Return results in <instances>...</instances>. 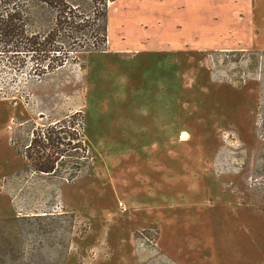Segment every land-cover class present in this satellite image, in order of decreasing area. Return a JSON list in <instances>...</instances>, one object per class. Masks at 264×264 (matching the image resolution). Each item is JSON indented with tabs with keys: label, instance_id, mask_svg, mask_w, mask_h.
Wrapping results in <instances>:
<instances>
[{
	"label": "rangeland",
	"instance_id": "obj_1",
	"mask_svg": "<svg viewBox=\"0 0 264 264\" xmlns=\"http://www.w3.org/2000/svg\"><path fill=\"white\" fill-rule=\"evenodd\" d=\"M105 35L42 75L0 46V264H264V0H113Z\"/></svg>",
	"mask_w": 264,
	"mask_h": 264
},
{
	"label": "trees",
	"instance_id": "obj_2",
	"mask_svg": "<svg viewBox=\"0 0 264 264\" xmlns=\"http://www.w3.org/2000/svg\"><path fill=\"white\" fill-rule=\"evenodd\" d=\"M110 2L113 0H0V46L14 58L24 53L26 58L37 62L39 73L45 74L51 68L50 62L60 61L61 67L71 58L69 52H63L62 44L74 43L78 49L76 55H79L91 52L93 48L99 50L106 43ZM42 10L55 13L53 27L43 34L34 30L40 21L36 13ZM47 61L49 64L45 66ZM47 151L48 148L44 147V154ZM43 164L45 167L41 172H53L54 163L48 166L46 160ZM9 255L15 257L14 252H7L6 248L1 250L3 259Z\"/></svg>",
	"mask_w": 264,
	"mask_h": 264
},
{
	"label": "bare ground",
	"instance_id": "obj_3",
	"mask_svg": "<svg viewBox=\"0 0 264 264\" xmlns=\"http://www.w3.org/2000/svg\"><path fill=\"white\" fill-rule=\"evenodd\" d=\"M189 137H190V135H189L188 133H186V134L184 135L183 139L187 141L188 139H190Z\"/></svg>",
	"mask_w": 264,
	"mask_h": 264
}]
</instances>
